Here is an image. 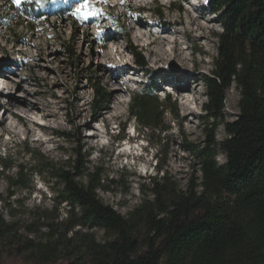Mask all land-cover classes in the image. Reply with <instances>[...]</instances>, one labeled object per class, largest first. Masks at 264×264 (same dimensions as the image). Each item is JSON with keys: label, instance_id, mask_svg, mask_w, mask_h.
Returning a JSON list of instances; mask_svg holds the SVG:
<instances>
[{"label": "rangeland", "instance_id": "rangeland-1", "mask_svg": "<svg viewBox=\"0 0 264 264\" xmlns=\"http://www.w3.org/2000/svg\"><path fill=\"white\" fill-rule=\"evenodd\" d=\"M82 1L57 0L45 10V18L38 20L35 12L20 5L17 7L14 0H0V17L9 19L8 28L0 27V77L5 75L12 89L15 83L22 82L30 90L45 92L43 98L28 97L29 101L56 102L50 94L52 91L59 97L62 106L59 126L51 123V130L46 132L32 128L34 135H26L22 123L5 113L3 107L8 100L0 86V159L7 164L34 166L33 158L26 151L30 149L40 151L59 168L67 166L68 159L74 161L80 153L88 162L89 171L95 167L102 170L105 189L98 192L101 201L127 217L145 199L151 198L149 178L168 176L186 191L194 176H201L196 157L186 149V145L188 142L203 144L208 127L201 121L204 115L202 109L207 102L204 78L195 95V102L186 94L184 99L178 98L165 84L167 78L172 79L173 76L157 74L161 65L155 62L153 56L157 47L142 46L148 37H142L141 32L145 33L147 26L158 32L165 29L168 42L164 50L168 52L174 46L173 33L178 32L176 38L178 48L183 52L185 67L196 69L204 77L213 70L218 47L216 36L222 32V27L204 0H197L202 11L189 0H86L87 8L82 7ZM179 6L182 11L177 10ZM94 7L116 17L122 29L117 30L110 21L102 18L90 26L74 19L75 11L83 12ZM158 11L163 12L161 17ZM207 19L212 22H207ZM143 22L148 23L144 25ZM152 22L163 25L157 27ZM201 33L207 38L199 40L197 36ZM131 46L144 52L152 77L136 66L130 54ZM112 47L122 48L125 52L106 71L102 69L103 58L97 52H109ZM40 55L44 59L39 60ZM124 66L135 72L136 81L126 83L127 76L115 78L117 71ZM166 68L184 70L177 63ZM44 76L47 77L46 86ZM54 81L58 85H54ZM97 82L110 94L108 107L100 112L93 110L92 87ZM149 83L158 88L156 95L163 104L169 97L172 107L179 111L178 117L171 112L166 113L167 132L144 130L131 117L132 97L147 89ZM15 91L24 96L21 90ZM116 91L119 92L118 99L114 97ZM239 101L240 92L233 84L226 95L224 123L239 118ZM189 107L193 113L184 118L185 108ZM113 113H120V116L111 118ZM32 117L38 118L37 115ZM84 123L88 124L84 126ZM11 126L17 134L9 130ZM90 133L99 137L93 140ZM216 136L219 142L227 137L222 121ZM39 138L54 142L40 145L36 141ZM217 160L220 164L225 163V154L219 153ZM17 173V168L0 172V193L4 198V202L0 203V214L13 227L12 230L37 242L72 238L74 232H65L64 226L59 227L54 236L50 231L52 225L63 224L71 218L69 207L58 203L57 191L62 185L52 180L49 174H33L30 188L15 189L14 196H11L10 181ZM81 181L86 183L87 180L84 178ZM79 231L95 235L99 242L107 240L104 231L95 225Z\"/></svg>", "mask_w": 264, "mask_h": 264}, {"label": "trees", "instance_id": "trees-1", "mask_svg": "<svg viewBox=\"0 0 264 264\" xmlns=\"http://www.w3.org/2000/svg\"><path fill=\"white\" fill-rule=\"evenodd\" d=\"M55 1L24 0L20 7L42 20ZM204 1L217 16L222 32L216 36L213 70L203 77L207 102L201 121L208 126L206 140L186 145L196 157L201 176H194L186 191L168 176L149 178L151 198L125 217L101 201L102 170L89 171L80 153L59 168L40 151L30 149L26 151L34 166L0 159V172L18 170L10 181L11 196L15 189L30 188L33 174H49L60 183L58 203L69 207L71 218L52 225L50 231L54 236L64 226L65 232H74L70 239L37 242L17 235L0 214V264H264V0ZM94 9L98 8L75 11L73 17L87 26L102 18L122 29L116 17L102 9L93 15ZM85 14L87 19L82 18ZM8 22L0 17V27L8 28ZM130 54L136 66L152 77L144 52L131 46ZM233 84L240 92V116L224 123L226 95ZM92 88L94 112L105 110L110 94L99 82ZM157 91L149 83L133 95L129 111L144 130L167 132L166 113L178 117L179 111L169 97L163 104ZM220 121L227 134L221 142L216 136ZM219 153L225 154L223 164L217 160ZM84 178L86 183L81 181ZM92 225L104 231L106 241L79 231Z\"/></svg>", "mask_w": 264, "mask_h": 264}, {"label": "bare ground", "instance_id": "bare-ground-1", "mask_svg": "<svg viewBox=\"0 0 264 264\" xmlns=\"http://www.w3.org/2000/svg\"><path fill=\"white\" fill-rule=\"evenodd\" d=\"M195 8H197L199 11H202L201 6L199 5L197 0H189ZM119 4V3H118ZM204 16L206 14L202 12ZM207 22H212L210 19H207ZM148 22H143L144 25H146ZM154 23V26L161 27L163 23L161 22H152ZM175 23V22H174ZM176 24V23H175ZM166 25L170 26L172 23H167ZM165 31V29H164ZM158 32L153 31L150 27L147 26L146 32H141L142 37H148L142 46H146L148 48L151 47H157V51L153 52V56L155 58L156 63H160L159 70L157 71V74L160 76L164 75H172L173 78L169 79L167 78V82L165 84L168 88H171V90L177 95L178 98L184 99L183 95H189L192 98V101H196V93L198 91V88L201 87V81L203 79V76L196 72V69L192 68H186L185 67V61L183 57V52L179 50V42L177 41L176 34L178 32L173 33V48L171 52H168L164 50L165 43L168 42V35L164 32ZM188 36H191L190 32L186 33ZM197 38L199 40L206 39V35L204 33L198 34ZM118 40H116L117 42ZM104 50V49H103ZM108 52V51H107ZM102 52L99 50L97 52L98 56H101L103 58V66L102 69H106V71L109 70V67L115 62L114 60H118L120 55L125 52L122 48L116 49L111 48L110 53L108 52ZM97 56V57H98ZM44 59L41 55L39 56V60ZM194 59H192L193 61ZM194 62V61H193ZM179 67H182L184 70L180 71L177 68L167 69V66H174L176 64ZM135 72H132V69H130L129 66L122 67L119 71H117L115 78H120L122 76L129 77L127 82H134L136 79L134 78ZM2 79L0 80V86L3 88V93L6 94V99L8 102L3 107L6 114H9L15 119H18L19 122L22 123V125L25 127V134L26 135H34V131L32 128H38L44 132L50 131L52 128V124L54 123L57 126H59V120L61 118L60 111L62 109V106L60 105V99L58 96H56L52 91L50 92L51 96L54 97L57 101L56 102H49L47 100L41 101L40 99L38 101L32 102L28 100V97H40L43 98L45 96V92L37 91V90H30L28 89L22 82L15 83V88L12 89L9 81H7V78L5 75H2ZM27 80V79H24ZM43 80L45 81V86L47 85V77L44 76ZM191 80L193 83L191 84ZM54 85H58L57 81L53 82ZM124 90H128L127 87H124L121 85ZM15 90H21V92L24 94V96H19ZM172 93V92H171ZM114 97L118 99L119 92H114ZM43 102V103H42ZM120 102V101H119ZM1 107V103H0ZM191 108H185V116L191 115L193 111H190ZM32 115H37L38 118H33ZM120 113H113L111 118L119 117ZM3 121V119H2ZM40 121H44V123H40ZM88 123H84V126ZM14 128L11 126L9 130H11L13 133L17 134L15 131H13ZM91 139H96L99 137L96 133H90ZM37 143L40 145H46L53 143V140H44L42 138H39L36 140ZM178 156V155H177ZM181 157V156H180ZM184 159L185 157H181Z\"/></svg>", "mask_w": 264, "mask_h": 264}, {"label": "snow or ice", "instance_id": "snow-or-ice-1", "mask_svg": "<svg viewBox=\"0 0 264 264\" xmlns=\"http://www.w3.org/2000/svg\"><path fill=\"white\" fill-rule=\"evenodd\" d=\"M22 2H24V0H14V3L17 5V7H19V5ZM105 2H106V0H105ZM82 7L87 8L89 6L87 4H84V5H82ZM91 14H93V15H99L101 13H100V11L98 9H94ZM77 15L79 16V13ZM87 16H88V14H85L82 18L87 19Z\"/></svg>", "mask_w": 264, "mask_h": 264}]
</instances>
